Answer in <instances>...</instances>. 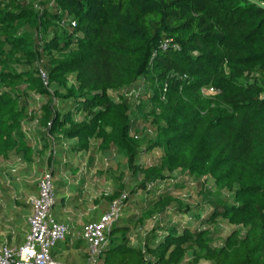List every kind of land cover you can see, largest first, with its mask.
I'll return each instance as SVG.
<instances>
[{
	"label": "trees",
	"instance_id": "1",
	"mask_svg": "<svg viewBox=\"0 0 264 264\" xmlns=\"http://www.w3.org/2000/svg\"><path fill=\"white\" fill-rule=\"evenodd\" d=\"M47 150L53 213L125 158L104 264H264V0H0V160Z\"/></svg>",
	"mask_w": 264,
	"mask_h": 264
},
{
	"label": "crops",
	"instance_id": "2",
	"mask_svg": "<svg viewBox=\"0 0 264 264\" xmlns=\"http://www.w3.org/2000/svg\"><path fill=\"white\" fill-rule=\"evenodd\" d=\"M12 158L6 161L0 160V244L19 247L23 244L25 234L29 229L28 218L31 214V206L27 203L28 199L26 200L28 205H25L27 198L23 194V192H27L25 190L27 187L25 186L26 181L24 182L25 178L19 175V170L12 172L9 167ZM6 173H11L10 175L14 179H18L19 182L13 184L12 177L9 175L10 179H8ZM89 175L88 172H81L79 175V181L76 184H80L82 187L77 202L54 212L59 222L70 227V233L66 239L58 242L52 250L54 261L57 264H86L89 243L83 238V229L89 222L100 220L109 209L108 205H104L103 199L99 203L95 202V199L100 200L102 195L99 194L95 198L92 196L95 188L91 181L93 177ZM27 193L30 196L37 195L38 187L36 190ZM70 195L68 193L67 197ZM98 207L99 211L96 213L89 212Z\"/></svg>",
	"mask_w": 264,
	"mask_h": 264
},
{
	"label": "built area",
	"instance_id": "3",
	"mask_svg": "<svg viewBox=\"0 0 264 264\" xmlns=\"http://www.w3.org/2000/svg\"><path fill=\"white\" fill-rule=\"evenodd\" d=\"M75 25V23H73ZM44 85L50 88V79L44 69H39ZM218 90L202 88L204 95L215 94ZM12 172L17 169L12 168ZM127 194L114 200L100 220L86 224L83 229V238L89 243V253L86 264H104L100 261L101 248L106 243V232L110 225L122 214L124 200ZM56 197L54 195V178L52 172L46 169L38 182L37 195H31L28 203L31 214L28 218L29 229L25 240L19 247L0 244V264H57L54 261L52 250L58 242L66 239L70 233L67 224L59 222L54 213Z\"/></svg>",
	"mask_w": 264,
	"mask_h": 264
},
{
	"label": "rangeland",
	"instance_id": "4",
	"mask_svg": "<svg viewBox=\"0 0 264 264\" xmlns=\"http://www.w3.org/2000/svg\"><path fill=\"white\" fill-rule=\"evenodd\" d=\"M40 143L42 144L41 141ZM40 152H43L42 155H36L31 164L23 160H19L17 157H13L9 163L11 167L20 171V176L25 178L24 182L26 181L25 186H27L25 190L27 192H32L37 189L39 179L43 172L47 169L48 150L46 151V153L44 151ZM154 155L160 156L161 152L154 153ZM94 159L95 160L93 161V165L90 167L88 173H90L89 176L92 175L93 177L91 181L94 184L95 191L92 196L95 198L99 194L103 195L105 193H111L118 188V180L121 179V172L125 170L126 160L122 155H120L116 151H113L109 154L106 152H99L98 154H95ZM147 159L149 158L146 157V160ZM85 162L86 164L88 163V157H86ZM27 192H23V194L27 196V198L25 199L26 206L28 205V202L26 203V200L30 196ZM179 194L183 196L187 194L186 199H189L190 202H196L200 198L195 185L189 186L187 189L181 190ZM104 203V205H108L106 201ZM131 207L128 204L126 210H132ZM97 211H99V207L89 212L96 213ZM151 225L152 223L149 222L147 227H150ZM222 228L223 235H227L233 229L232 226L226 223L223 224Z\"/></svg>",
	"mask_w": 264,
	"mask_h": 264
}]
</instances>
